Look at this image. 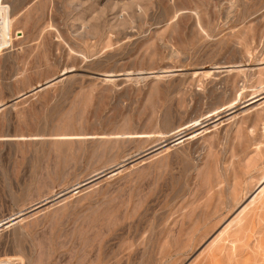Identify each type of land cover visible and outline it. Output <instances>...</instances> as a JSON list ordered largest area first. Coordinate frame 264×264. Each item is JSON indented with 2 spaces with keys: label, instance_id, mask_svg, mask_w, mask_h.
<instances>
[{
  "label": "rangeland",
  "instance_id": "1",
  "mask_svg": "<svg viewBox=\"0 0 264 264\" xmlns=\"http://www.w3.org/2000/svg\"><path fill=\"white\" fill-rule=\"evenodd\" d=\"M68 70L0 110V261L264 264L256 204L208 260L264 186V0H0V104Z\"/></svg>",
  "mask_w": 264,
  "mask_h": 264
},
{
  "label": "bare ground",
  "instance_id": "2",
  "mask_svg": "<svg viewBox=\"0 0 264 264\" xmlns=\"http://www.w3.org/2000/svg\"><path fill=\"white\" fill-rule=\"evenodd\" d=\"M201 69V68H200ZM206 70V69H205ZM235 70V69H234ZM198 71V70H197ZM202 71V70H201ZM236 71H237V69H236ZM239 72L240 71H242V70H238ZM238 71H237V73L236 74H238ZM205 72H209V71H202V73H205ZM199 73H200V71H199ZM260 75V74H259ZM236 76V75H235ZM233 79V78H232ZM262 89H264L263 87H262ZM259 90V89H258ZM255 92H257V91H255ZM260 95V94H259ZM263 95V94H262ZM262 95H261V97H262ZM251 96V95H250ZM253 96V95H252ZM255 96V95H254ZM256 97V96H255ZM254 97V98H255ZM260 97V98H261ZM264 98V97H263ZM250 99V98H249ZM258 99V98H257ZM254 100V99H253ZM249 101V100H248ZM251 101V100H250ZM254 101H258V100H254ZM245 102V101H244ZM263 102H264V100H263ZM235 103V102H234ZM2 104V103H1ZM232 104V103H231ZM246 106V105H245ZM244 106V107H245ZM232 107H233V105H232ZM228 107H226V109H227ZM230 108V107H229ZM233 109V108H232ZM217 110V109H216ZM225 110V109H224ZM230 111H231V109H229ZM234 110V109H233ZM215 111V110H214ZM219 111V110H218ZM232 112V111H231ZM242 113V112H241ZM224 114V113H223ZM215 115V114H214ZM255 115V114H254ZM258 116V115H257ZM225 117H227V116H225ZM230 117V116H229ZM235 117V116H234ZM218 118V117H217ZM223 118V117H222ZM238 119H240V118H238ZM213 120V119H212ZM216 120V119H215ZM218 121V120H217ZM208 122H209V120H208ZM198 123V122H197ZM240 123V122H239ZM204 124V123H203ZM205 124H207V123H205ZM198 125V124H197ZM200 126L202 125V124H199ZM203 127V126H202ZM193 128V127H192ZM197 131V130H196ZM201 131V130H200ZM199 131V132H200ZM203 131V130H202ZM184 133V132H183ZM182 133V134H183ZM203 133V132H202ZM192 134V132L190 133V134H187L186 136H183L182 135V137H180L179 139H177L176 138V140H177V142L175 141V143H179V142H181V141H184L185 139H187V138H189V135H191ZM166 142V141H165ZM160 144H162V142L160 143ZM174 144V143H173ZM165 146V145H164ZM174 146V145H173ZM160 148V147H159ZM169 147H167L166 146V148H164V150H167ZM158 149V148H157ZM160 150V149H159ZM162 150H163V148H162ZM161 151V150H160ZM163 152V151H162ZM161 152V153H162ZM166 152V151H165ZM158 153H159V151H158ZM160 153V154H161ZM152 154H155V153H152ZM150 156V155H149ZM154 156V155H153ZM156 156V155H155ZM143 158V157H142ZM121 163V162H120ZM125 164V163H124ZM119 165V164H118ZM119 169H123V167H121V168H119ZM119 169H117V170H119ZM121 171V170H120ZM119 171V172H120ZM116 173H118V172H116ZM113 174H115V173H113L112 171H111V173H110V175H108V176H111V175H113ZM90 181V180H89ZM94 181V180H93ZM95 182H96V180H95ZM95 182L93 183V184H95ZM89 184H91V182L89 183ZM86 185H88L87 183H85V182H80V183H77V184H75L74 185V187L72 188L73 190H76V189H78V188H80V187H84V186H86ZM89 186H91V185H89ZM85 188V187H84ZM87 188H89V187H87ZM71 189V190H72ZM86 189V188H85ZM234 189V188H233ZM232 191V190H231ZM62 194V193H61ZM60 196V195H59ZM62 199V198H61ZM64 199V198H63ZM54 200V199H53ZM46 201V200H45ZM47 201H48V199H47ZM52 201V200H51ZM59 201V200H58ZM44 202V201H43ZM53 202H57V200L56 201H53ZM42 203V202H41ZM40 204V203H39ZM254 204H256V208L254 209V213H253V215L255 216V214L256 215H258V211L260 212V210L263 208V210H264V186H262V188H260L259 189V191L250 199V201L248 202V203H246V205L245 206H243L239 211H237V213L235 214V216L228 222V224L224 227V229H222L220 232H218L216 235H215V237L213 238V239H211V241L209 242V246H208V249H211L210 250V253H209V255H208V260H211L214 256H215V253H214V250H213V247H214V245H216V244H218L221 240H222V237L223 236H225V235H228V236H231L232 234L234 235V236H237L238 234H242V235H238V236H242L243 237V235L245 236V234H246V232L248 231V229H249V227H250V225H251V218H252V216L253 215H251L250 213H249V211H252V210H249V208L252 206V205H254ZM41 205V204H40ZM39 205V206H40ZM36 206H37V204H36ZM36 206L34 207V208H36ZM38 206V207H39ZM42 206V205H41ZM254 207V206H253ZM32 208V207H31ZM30 208V209H31ZM33 208V209H34ZM29 209V208H28ZM37 209V208H36ZM250 209H252V208H250ZM23 212V211H22ZM20 213H21V211H20ZM26 213H27V211H26ZM264 213V212H263ZM18 214V213H17ZM20 215H22V213L21 214H18L17 216H14L13 217V219H12V217L11 216H9L10 218H9V220H7V221H0V227L1 226H3L4 224H6V226H5V228L7 227V226H10V225H12V224H14L15 222H18V221H20V220H22V219H24L23 217H20ZM24 215V214H23ZM30 215V214H29ZM19 218V219H18ZM254 218V217H253ZM17 220V221H16ZM231 228V229H230ZM230 229V230H229ZM232 231V232H231ZM229 233L231 234V235H229ZM238 236H237V238H238ZM240 240H241V238H239ZM239 239H237L238 241H240ZM232 241V240H231ZM230 242V241H229ZM235 242V241H234ZM233 244V243H232ZM231 256V255H230ZM215 258V257H214ZM0 264H14V263H12V262H7V261H0Z\"/></svg>",
  "mask_w": 264,
  "mask_h": 264
},
{
  "label": "water",
  "instance_id": "3",
  "mask_svg": "<svg viewBox=\"0 0 264 264\" xmlns=\"http://www.w3.org/2000/svg\"><path fill=\"white\" fill-rule=\"evenodd\" d=\"M72 72H73V70H68V71L61 72L58 76H55V77H53V78H51V79H49V80L43 82L42 84H38V85H36L35 87H33L32 89H30V90L27 91V92H24V93L19 94V95L16 96L15 98L11 99L10 102L0 104V110H1L2 108H4V107L8 106V105H9L10 103H12V102H15V101H17V100H19V99H21V98H24V97H26V96H28L29 94H32V93H34V92L40 91V90H42V89H45V88H47L48 86H50L51 84H53V83H55V82H57V81H60V80H62V79H64V78H66V76H67L69 73H72ZM100 76H102L103 79H104V78H111V77H112L111 75H100ZM12 219H13V217H12ZM7 220H9V219H7ZM7 220H4V221H7ZM2 222H3V221H2Z\"/></svg>",
  "mask_w": 264,
  "mask_h": 264
}]
</instances>
